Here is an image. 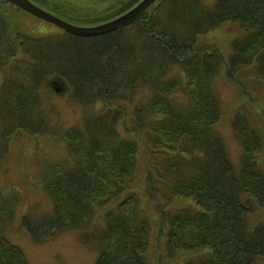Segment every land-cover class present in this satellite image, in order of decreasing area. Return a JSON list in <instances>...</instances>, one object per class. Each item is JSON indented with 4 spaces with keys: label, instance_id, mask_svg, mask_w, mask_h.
<instances>
[{
    "label": "trees",
    "instance_id": "1",
    "mask_svg": "<svg viewBox=\"0 0 264 264\" xmlns=\"http://www.w3.org/2000/svg\"><path fill=\"white\" fill-rule=\"evenodd\" d=\"M139 1H126L99 17L100 24ZM205 2L156 0L132 24L96 37L63 30L43 37L13 33L0 15V160L17 131L48 135L66 152V161L38 171L45 175L37 187L49 212L36 221L20 216V227L34 243L53 233L86 230L103 209L100 235L83 232L97 241L94 264H149L150 224L138 195L126 194L136 176L139 138L150 155L148 196L156 195V181L166 187L161 206L166 258L186 256L179 264H252L264 257V223H248L249 214L264 205V171L257 161L261 136L246 106L233 109L230 128L241 146L235 173L213 131L221 117L213 86L222 72L233 80L249 68L264 81V0ZM228 23L240 33L226 57L198 46L200 36ZM50 78L67 85V99L82 111L80 122L55 124L44 89ZM142 92L146 100L128 110ZM177 93L187 98L188 109L172 104ZM1 191L0 264H27L3 233L21 196ZM178 199L191 203L166 209Z\"/></svg>",
    "mask_w": 264,
    "mask_h": 264
},
{
    "label": "rangeland",
    "instance_id": "2",
    "mask_svg": "<svg viewBox=\"0 0 264 264\" xmlns=\"http://www.w3.org/2000/svg\"><path fill=\"white\" fill-rule=\"evenodd\" d=\"M28 1L46 13L72 25L92 27L103 22L98 19L99 17L105 19L109 14L116 12L123 4H126L128 0ZM205 1L206 4H209L213 0ZM4 2L0 1V15L9 24L13 33L20 32L32 37L62 33V30L56 25L26 13L8 1ZM105 15L107 16L105 17ZM239 33L240 30L236 24H223L200 36L198 46L207 50L217 49L226 57L229 54L232 39ZM44 87L49 103L56 111L55 124L66 128L81 121L82 111L79 106L67 99L68 87L64 82L50 78L46 80ZM213 88L221 111V117L213 131L222 138L227 156L233 164L235 173H237L241 165V146L231 132V113L238 105L246 106L250 120L264 144V81H259L249 68H244L238 72L236 79L233 80L227 79L222 72L215 80ZM147 96L148 93L146 92L139 93L127 109L131 110L134 105L143 103ZM171 101L180 110H186L189 107L187 98L181 93L173 95ZM137 140L139 152L136 176L126 194L135 193L138 195L143 217L150 224L148 262L149 264H179L186 256H179L173 261L164 255L165 222L162 217L161 206L164 203L162 195L166 187L156 181L158 186L156 195L152 198L148 196L146 176L150 167V155L140 139ZM8 148V153L0 160V189L5 194L9 191L10 193H19L21 199L17 205L15 219L4 227L3 233L6 239L22 250L27 264H94L98 255L97 241L92 242L90 237L84 238L83 232L94 236L100 235L104 227L103 209L95 212L93 221L86 230L72 229L53 233L41 243H34L20 227L21 214L27 213L29 219L36 221L49 212L50 204L37 187L38 179H43L45 175L39 176L38 171L44 170L43 167L53 162L66 161L64 146L55 142L48 135L32 137L17 131L11 137ZM257 161L264 171V148L262 153L258 155ZM60 166L62 167L61 164ZM190 203L185 199H178L166 209L172 210ZM258 222L264 223V205L255 209L248 216V223L251 226ZM252 264H264V257H255Z\"/></svg>",
    "mask_w": 264,
    "mask_h": 264
},
{
    "label": "water",
    "instance_id": "3",
    "mask_svg": "<svg viewBox=\"0 0 264 264\" xmlns=\"http://www.w3.org/2000/svg\"><path fill=\"white\" fill-rule=\"evenodd\" d=\"M7 1L15 5L16 7L22 9L23 11L42 20H45L49 23H52L69 34L79 37H96L120 30L136 21L156 2V0H141L131 10L111 21L92 27H78L51 14L46 13L45 11L34 6L28 0Z\"/></svg>",
    "mask_w": 264,
    "mask_h": 264
},
{
    "label": "flooded vegetation",
    "instance_id": "4",
    "mask_svg": "<svg viewBox=\"0 0 264 264\" xmlns=\"http://www.w3.org/2000/svg\"><path fill=\"white\" fill-rule=\"evenodd\" d=\"M0 1H3V2L6 1V2H7V0H0ZM4 3H5V2H4ZM19 9H20V8H19ZM22 11H23V10H22ZM24 12H25V11H24ZM26 13H27V12H26Z\"/></svg>",
    "mask_w": 264,
    "mask_h": 264
}]
</instances>
